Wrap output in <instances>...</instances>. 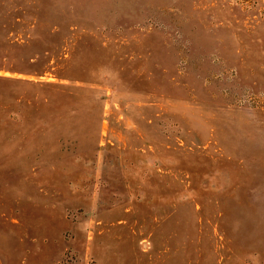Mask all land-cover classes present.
I'll list each match as a JSON object with an SVG mask.
<instances>
[{"label": "rangeland", "instance_id": "1", "mask_svg": "<svg viewBox=\"0 0 264 264\" xmlns=\"http://www.w3.org/2000/svg\"><path fill=\"white\" fill-rule=\"evenodd\" d=\"M0 264H264V0H0Z\"/></svg>", "mask_w": 264, "mask_h": 264}]
</instances>
